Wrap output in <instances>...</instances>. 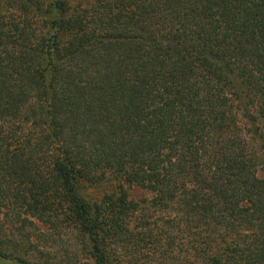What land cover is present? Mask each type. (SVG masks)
Listing matches in <instances>:
<instances>
[{
  "label": "trees",
  "instance_id": "16d2710c",
  "mask_svg": "<svg viewBox=\"0 0 264 264\" xmlns=\"http://www.w3.org/2000/svg\"><path fill=\"white\" fill-rule=\"evenodd\" d=\"M0 261L264 264V0H0Z\"/></svg>",
  "mask_w": 264,
  "mask_h": 264
},
{
  "label": "rangeland",
  "instance_id": "374dc122",
  "mask_svg": "<svg viewBox=\"0 0 264 264\" xmlns=\"http://www.w3.org/2000/svg\"><path fill=\"white\" fill-rule=\"evenodd\" d=\"M0 264H12V262H2V261H0Z\"/></svg>",
  "mask_w": 264,
  "mask_h": 264
}]
</instances>
